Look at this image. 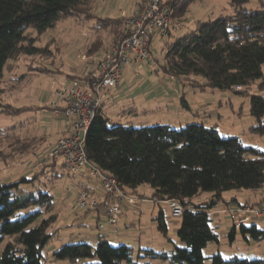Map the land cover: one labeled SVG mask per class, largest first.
<instances>
[{
    "label": "trees",
    "instance_id": "trees-1",
    "mask_svg": "<svg viewBox=\"0 0 264 264\" xmlns=\"http://www.w3.org/2000/svg\"><path fill=\"white\" fill-rule=\"evenodd\" d=\"M195 1L171 0L170 26L185 21L189 6ZM248 2L228 0L230 11L226 14L196 20L192 29L166 40L161 66L165 74L198 85L201 90L209 87L248 94L247 89L256 85L260 93L250 94L249 114L253 124L249 130L264 135V0H255L258 3L255 7L248 6ZM94 3L95 0H0V82L10 61L48 51L35 41L63 19L94 18L97 25L110 27L114 34L111 44L120 40L123 19L95 15ZM99 44L94 41L85 55L107 49ZM28 66L38 67L42 72L53 71L46 66L31 63ZM179 101L182 107L186 106L184 96L180 95ZM0 107H3L0 113L13 108L10 103L1 102ZM44 140L41 137L39 141ZM85 151L88 160L116 178L126 194L157 205L167 199H178L184 210L178 217L177 241L167 250L140 247L135 254L132 246L122 240L110 242L99 233L93 242L84 237L63 243L52 251L53 258L72 262L91 259L83 264H138L140 257L180 264H205L206 259L209 264H264V257L225 258L219 252L205 253L206 247L219 242L212 211L221 209V205L245 203L236 197L226 198L224 193L264 187V149L244 145L238 136H224L215 125H207L203 120L180 128L162 123L138 126L111 121L100 106L88 127ZM2 154L0 149V161L5 164ZM58 167L63 175L64 166L58 161L38 172L0 181V264H42L44 248L58 220L54 209L56 197L42 183V177H57ZM86 178L85 175L87 181ZM79 183L78 187L86 184ZM144 185L151 190L149 197L139 192ZM205 193V198L194 200ZM188 206L193 209L188 210ZM154 220L156 228L167 235L161 208ZM237 231L247 242L264 240V228H259L256 222L239 226L232 222L227 232L230 243Z\"/></svg>",
    "mask_w": 264,
    "mask_h": 264
},
{
    "label": "rangeland",
    "instance_id": "rangeland-1",
    "mask_svg": "<svg viewBox=\"0 0 264 264\" xmlns=\"http://www.w3.org/2000/svg\"><path fill=\"white\" fill-rule=\"evenodd\" d=\"M96 1L93 6V12H98ZM118 0H115L117 3ZM248 6L255 7L257 2L249 0ZM199 11L196 13V7ZM230 11L228 0H196L189 6L186 13L187 20L182 21V27L190 30L194 27L196 20L213 19L220 14H226ZM116 15V14H115ZM193 20V21H192ZM192 21V22H190ZM178 25V24H176ZM172 30V26H170ZM110 27H101L93 19L66 18L59 21L55 26L43 31L35 44L38 47H46L48 51L38 52L37 54H27L20 56L17 60L10 61L9 68L4 69V78L0 82V102L10 103L13 108L0 113V149L4 154L5 164L0 161V181H9L16 179L21 175L38 172L42 167L40 165L41 156L46 144V133L44 128L52 126V118L46 119V109L52 96L51 80L53 78L63 77L66 74L79 73L85 70V51L94 41H99V47L107 46L114 37ZM171 32V31H170ZM172 40L173 36L168 38L157 37L152 42V73L148 70L131 72L129 68L122 70V82L126 79L134 78L131 89L140 93V87H154L156 77L161 74L163 77H173L163 72L161 63L163 61V47L165 41ZM102 51L101 49L99 50ZM87 56V55H85ZM28 63L33 66H46L53 71H39L38 67L29 68ZM82 64V65H81ZM81 65V66H80ZM61 72H54L55 70ZM81 71V72H80ZM132 73V75H131ZM146 75L147 81H138L139 78ZM68 77V76H67ZM60 78V79H63ZM193 81L197 80L192 78ZM154 81V82H153ZM144 82V83H143ZM168 87L162 94L161 88L154 87V98L159 106L149 110L141 108L132 109L128 107L125 112L120 111V105L107 102L101 104L103 109L109 115L111 121L117 123H126L133 125H153L157 123L169 124L176 128L185 126L188 123L197 120H203L205 124H213L224 136H238L244 145H251L264 149V135L253 134L249 127L253 124V119L249 114L250 94L260 93L256 85L250 86L245 92H236V90H216L205 87L201 90L197 85H192L173 77L167 80ZM144 85V86H142ZM238 90V89H237ZM238 91H241L238 90ZM263 95H264V91ZM184 96L186 106L180 105L179 97ZM133 96V95H132ZM133 99V98H132ZM22 107V109L20 108ZM24 107V108H23ZM3 107H0V111ZM146 110V111H145ZM47 115L51 113L48 111ZM41 137L45 140L40 142ZM36 146H38L36 148ZM2 154V155H3ZM57 177H42V183L55 195V211L58 214L57 222L52 226L53 235L44 248V260L42 264H83L90 262L91 259H83L72 262L66 259H55L52 257V251L59 248L65 242H77L84 237L94 238L97 234L107 231V228L99 230L95 220V214L88 212L79 214L77 218L71 210V204L74 201L73 192L76 190V184L72 176H62L60 167ZM97 181L96 179H93ZM67 187H71L73 192H67ZM264 189V187H263ZM139 192L146 197L150 196L151 190L148 186H140ZM251 189H233L226 191L224 197L233 195L241 198L242 195H251ZM204 195L194 198L200 201L205 198ZM61 203H64L61 206ZM250 203L251 202H247ZM158 205L162 208L165 221L167 223V235L162 234L156 228L154 217L158 214ZM155 204L151 200H145L135 210V213H128L129 219L138 218V223H130L124 227L125 232L118 235L122 243L132 246L134 253L139 251L140 247L153 248L161 250L171 248L172 242L177 241V229L179 227V218L173 217L166 203ZM220 208L222 207L219 206ZM226 214L221 215V221L216 218L212 220L216 232L219 234V242L212 243L205 249L206 254L219 252L225 258L237 255L240 257H264V240L255 241L243 240L244 238L236 232V236L230 243L227 232L232 225L229 221L222 219ZM259 228L264 227V222L257 221ZM227 231L222 229L227 228ZM138 239H145L146 243H138ZM2 245H0L1 249ZM138 264H180L172 263L167 260L157 258L140 257L137 258ZM206 259L205 264H209Z\"/></svg>",
    "mask_w": 264,
    "mask_h": 264
},
{
    "label": "built area",
    "instance_id": "built-area-1",
    "mask_svg": "<svg viewBox=\"0 0 264 264\" xmlns=\"http://www.w3.org/2000/svg\"><path fill=\"white\" fill-rule=\"evenodd\" d=\"M171 0H140L131 15L123 18L120 40L106 50L83 55L87 66L83 73L72 78H53L49 108L54 116L65 119V132L49 144L40 165L61 161L65 176H87L82 187L73 192L71 210L91 212L99 230L114 229L128 206H136L141 199L126 194L116 178L94 166L85 151L88 127L101 104L111 97L118 87L123 68L131 72L152 69V42L155 38L170 35ZM240 88V87H237ZM96 179L97 181H94ZM173 217H181L184 207L178 199L164 201ZM193 208L188 206V210ZM224 212L236 226L264 221V203L223 205L212 213Z\"/></svg>",
    "mask_w": 264,
    "mask_h": 264
},
{
    "label": "crops",
    "instance_id": "crops-1",
    "mask_svg": "<svg viewBox=\"0 0 264 264\" xmlns=\"http://www.w3.org/2000/svg\"><path fill=\"white\" fill-rule=\"evenodd\" d=\"M138 1H140V0H118L117 3H115V0H97L95 6L98 7V12L96 10L95 15H98L99 17H112V18H122L123 19L124 17L129 16V15L132 14L133 9H134V5ZM198 11H199V8L197 6L196 7V13ZM192 21H190V22H192ZM192 28H190V29H192ZM170 31H171L170 32V37H171V36H174V35H179V34L185 32L186 30L182 27V24L179 23L178 25H175L172 28V30H170ZM168 40L170 41V39H168ZM110 44H111V41L104 48H107ZM102 49H103V47H102ZM83 71H82V73H83ZM69 75H78L79 76L80 74L79 73H73V74H69ZM131 75H132V73H131ZM163 76L164 75L161 74L160 76L156 77V79L158 81H156V82L153 81L155 83L154 87L156 89L157 88L163 89L162 90V94H164L166 92V89L168 87L167 80L173 78V77H166L165 78ZM59 78H63V77H59ZM65 78H72V77H69V76L67 77L65 75ZM141 79L143 81H147L146 75H144L141 78H139L138 81H142ZM134 81H135V79L132 78V79H128V80L126 79L125 81L122 82V74H121V79H120V83H119L118 87L112 92L111 97L108 100H106L105 102L111 103V104H115V105H120L121 106L120 107V109H121L120 111H122V112H125V110L128 107H131L132 109L133 108L134 109L141 108L142 110H144V109L149 110V109L158 107L159 105L155 101H153L154 98H151V97H153L152 93L154 94V91H153L154 87L150 88V87H146V86L142 85L144 87H140V88H142L140 90L143 91V92L140 93L137 90H133L132 91L131 86L134 84L133 83ZM51 97L52 96H50V98ZM103 104H105V103H103ZM46 105L48 107V104H46ZM101 108H102V111L105 114H107L105 109H103L102 105H101ZM48 111L51 113L50 116L47 115ZM45 112H46L45 114L47 116L46 119H49L51 117L52 120H53L52 126L50 128H44L43 129V132L46 133L45 135L47 137L46 138V144H51L59 136L64 134V132H65V119H63L62 117L54 116L52 114V111H51V109L49 107H48V110L46 109ZM62 176L66 177L65 175H62ZM71 176L72 177H76V180L74 179L76 187L79 186V184H80L79 182H81V183L86 182V180L84 179L85 176H73V175H71ZM230 197H236L239 201H243V202H252V203L264 202V189L261 188V189L253 190L251 195L250 194L249 195H245L244 194V195L241 196V198H239L236 195H233V196H230ZM143 201H145V200H142L141 203L138 205V207L128 206L125 209L124 216L121 218V220H120L119 224L117 225V227L114 228V229L107 230V231H105L103 233H100V234L106 235V237L108 238V240L110 242L120 241L121 239H116V238H118L119 234H122V233L125 232L124 227L125 226L127 227L128 224H130V223L131 224L132 223H138V221H139V219L135 218V217L129 219L128 213L132 214V213L136 212L135 210L138 211L139 207H140V205L142 204ZM55 203H57L56 198H55ZM63 204L64 203H61V206ZM159 208H161V207L158 205V207H156V209H159ZM222 214H223V212L215 213L214 214V218H216L218 221H221V215ZM78 216L79 215H77V217ZM77 217H75V218H77ZM227 218H229L227 215L222 217V219H224L225 221L228 222L229 220ZM262 222H264V221H262ZM226 227L227 228L222 229V231H225V230L227 231V229L229 227H228V225H226ZM89 240L93 242L95 240V237L91 238ZM137 241H138L139 244L146 243L145 239H138ZM262 254H264V250H263Z\"/></svg>",
    "mask_w": 264,
    "mask_h": 264
}]
</instances>
